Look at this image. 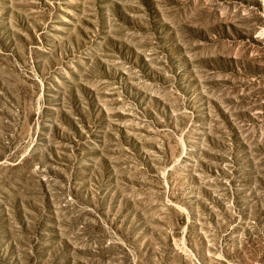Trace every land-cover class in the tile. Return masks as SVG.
<instances>
[{"label": "rangeland", "instance_id": "1", "mask_svg": "<svg viewBox=\"0 0 264 264\" xmlns=\"http://www.w3.org/2000/svg\"><path fill=\"white\" fill-rule=\"evenodd\" d=\"M0 264H264V0H0Z\"/></svg>", "mask_w": 264, "mask_h": 264}]
</instances>
